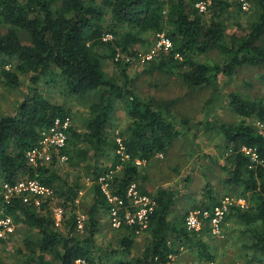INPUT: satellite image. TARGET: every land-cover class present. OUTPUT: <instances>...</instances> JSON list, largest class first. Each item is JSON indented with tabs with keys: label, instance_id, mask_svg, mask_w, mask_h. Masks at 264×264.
<instances>
[{
	"label": "trees",
	"instance_id": "trees-1",
	"mask_svg": "<svg viewBox=\"0 0 264 264\" xmlns=\"http://www.w3.org/2000/svg\"><path fill=\"white\" fill-rule=\"evenodd\" d=\"M255 3L257 12L245 28L246 33L228 34L229 18L224 15L233 6L228 0H0V85L18 87L20 74L33 73V82L43 76H48L49 82L60 80L70 94L79 98L99 91L100 98L91 104L84 130L71 126L69 132L73 145L83 141L94 155L113 159L112 167L106 170L113 177L111 195L123 199L130 210H136L128 196L133 184L141 195L153 197L155 205L147 212L151 241L142 256L134 259L136 264H170L187 242L189 247H196L199 260L215 261L216 256L204 239L205 233L211 231L209 223L215 206L220 204L212 189L207 195L211 203L202 208L208 209L211 217H200L201 225L202 218L205 219L201 229H189L187 218L191 212L187 211L180 221L171 220L174 192L160 188L150 193L144 187L147 176L140 171L139 162H149L155 155L167 152L192 126L222 135L229 151L224 183L240 188L239 196L247 201L245 207L232 203L224 220L235 219L246 226L253 239L250 248L260 254L264 264V131L258 126L264 127V98L231 92L229 106L239 120L226 122L209 117L193 123L174 114L172 101L144 98L127 84L116 83L103 68L106 61H113L126 76L132 60L139 57L135 45L143 42L148 33L165 34L173 47L159 63L154 57L146 59L154 70L178 72L191 86L215 85L218 90L220 75L232 78L244 66H258L262 68L260 82L264 87V0ZM198 4L205 5V9ZM238 8L242 9L241 4ZM17 29L29 33V43L22 42ZM211 51L221 53L223 62L196 59ZM115 99L124 103L130 122L111 136L107 126ZM69 116L67 108L52 103L38 90L22 101L15 113H0V220L10 217L17 224L39 230L38 240L27 242L36 256L31 259L34 264H103L95 256L96 235L100 210L112 206L102 186L110 184V179L94 185L83 235L78 233V216L74 211L66 222L69 230L64 233L49 213H43L47 212L44 203L38 208L25 203L22 197L5 199L4 184H14L22 177L54 187L57 174L41 159L30 163L28 152L40 147L44 129L56 119ZM70 142L69 135L60 154L72 161ZM90 150L78 152L81 160L89 156ZM119 167L122 173L118 174ZM77 194L78 190L70 187L62 196L66 195V202L74 204ZM195 209L197 206L192 210ZM122 226V253L131 256L138 225Z\"/></svg>",
	"mask_w": 264,
	"mask_h": 264
},
{
	"label": "rangeland",
	"instance_id": "rangeland-1",
	"mask_svg": "<svg viewBox=\"0 0 264 264\" xmlns=\"http://www.w3.org/2000/svg\"><path fill=\"white\" fill-rule=\"evenodd\" d=\"M240 1L231 0L233 6L224 15L229 18L227 20L228 34H245V28L248 27L257 12L255 0H246L249 5L247 9L242 6ZM239 4L242 6L241 10L238 8ZM210 16L211 13H208L207 18L209 19ZM17 32L23 43L30 42V35L26 30L17 29ZM144 39L143 42L135 45L139 50V57L132 60L126 76L122 73V68L110 60L104 63V71L116 83L127 84L129 88L144 98L153 96L158 100L172 101L174 114L178 118H188L193 123L209 117L235 122L240 117L234 115L230 109L228 96L231 92L240 91L253 98H264V87L260 82L262 68L258 66H244L232 78L220 75L218 90L215 89V85L194 87L186 83L178 72L170 74L154 70L152 64L146 59L147 55L158 49L157 35L148 33ZM167 52L169 51L164 49L157 50L153 60L159 63L161 58L167 55ZM196 59L200 62L222 63L224 56L218 51H211L197 56ZM126 60L129 61V59ZM32 76L33 73L20 74L18 87L0 85V113L2 115L15 113L20 103L31 97L35 90H38L52 103L67 108L70 113L71 126L83 131L86 118L91 112V104L100 98L99 91L89 92L86 97L79 98L70 94L60 80L49 82L48 76H43L33 82ZM248 121H253V119H248ZM129 122L124 103L120 99H115V109L107 126V133L111 136L119 133L128 126ZM258 126L264 131L261 124ZM70 140L68 149L72 152V161L68 158L63 159L60 154L61 150L56 148L48 150L47 155L41 159L57 174L54 179V187L44 201L47 212L43 213H49L55 219L58 230L67 233L69 225L66 222L74 211L78 216V233L83 235L84 225L87 223V213L93 203L95 183H102L105 179L106 181L110 179V184L106 182L102 186L107 188L111 194L113 177L110 175L111 173L107 174L106 170L112 167L113 159L102 154L94 155V151L90 150L89 145L83 141H76V145H73L71 133ZM82 149L90 150V154L85 160H81V156L78 154ZM228 155L229 151L219 132H205L203 129L192 126L174 141L167 152L155 155L149 162L139 163L140 171L147 176L144 187L152 194L160 188L174 192L175 203L169 215L173 221H180L187 211L203 210V207L209 205L211 203L207 196L209 189H212L213 196L220 203L230 197L234 204L239 205L238 201L244 199L239 196L242 195L241 189L224 183L226 177L224 166L229 165ZM101 171L104 173L101 174ZM116 171L118 174L122 173V168L119 167ZM100 174L101 177L98 178ZM70 187H75L78 190L74 204L66 202V195L62 196ZM135 189H137V185H135ZM136 191V197L130 196L132 204L138 208L137 211L131 212V216L135 217L134 222L127 218L130 213H127V207L123 202L109 200L111 208L100 210L98 215L99 231L96 235L98 250L95 251V256L103 264H136L134 259L142 256L151 241V233L148 229L150 219H147L146 226H144L138 215L145 207L154 206L155 201L153 197L141 195L139 190ZM137 196H141L140 199H137ZM245 202L247 203L246 200ZM230 205L228 204V211ZM195 206L197 209L192 210ZM114 209L117 211V219L120 224H116L114 220ZM202 220L205 222L204 218ZM204 222L199 229L202 228ZM123 223L131 226L138 225V235L135 237L131 256L122 253L121 240L125 232V229L122 228ZM14 224V234L0 242V264H30L31 259L36 256L32 254L27 242H36L40 237V232L26 224L15 222ZM209 225L211 231L205 233L204 239L216 256L215 261L199 260L195 252L196 247H189L187 242L170 264H262L260 254L250 248L253 239L245 225L236 222L235 219L223 220L220 233L214 232L210 223ZM48 257L50 258V255ZM31 264L34 263L31 262Z\"/></svg>",
	"mask_w": 264,
	"mask_h": 264
},
{
	"label": "built area",
	"instance_id": "built-area-1",
	"mask_svg": "<svg viewBox=\"0 0 264 264\" xmlns=\"http://www.w3.org/2000/svg\"><path fill=\"white\" fill-rule=\"evenodd\" d=\"M231 1V0H228ZM240 3L244 8H248V2L246 0H241ZM202 9H205V5L203 4H198ZM158 43L157 47L158 49H155L147 55V58H152L155 54L156 51L159 49H164L166 51H170L172 49L173 44L172 41L165 36V34H158ZM120 56H117V60ZM70 117H66L64 120L61 118L56 119L55 123L50 126L47 129H44L42 132L43 138L41 140V145L39 148H35L32 151L28 152V157H29V162L30 163H36L38 159H42L45 155H47L48 150H51L52 148L56 149H62L64 148L69 141V135H70ZM48 157V156H47ZM63 159L68 158L67 156H62ZM140 163V162H139ZM4 193H5V199L7 201L10 200V198L18 196L22 197L23 201L28 204H33L36 207L40 208L42 207L45 199L49 196L51 193L52 188L45 186L42 184L38 179H30V178H21L17 180L14 184L10 183H5L4 186ZM105 193L108 195V199L113 202V200L118 201V202H123L124 205L125 202L123 199L118 198L117 196H112L110 192L107 190V188H103ZM136 189L135 185L133 184L132 187L129 189L128 194L129 196L136 197ZM141 196H137V199H140ZM145 199L147 198L146 196L144 197ZM234 203L233 199L230 197H227L223 203H220L215 206V212L213 217L210 216V211L208 209L205 210H197L193 211L190 213V215L187 218V226L189 229H199L201 226V221L200 217H211L210 224L213 228V231L216 233L221 232V226H222V221L224 220V216L226 211L228 210V204ZM238 204L242 207L246 206V202L244 199H240L238 201ZM127 207V205H126ZM136 208V207H135ZM152 206L145 207V209L142 210V212H139V218L142 219V224L146 226L147 223V212L149 210H152ZM138 208H136L137 211ZM127 213H130L127 218L129 220H132L133 222L135 221V217L131 216L132 210H130L129 207H127ZM113 213L115 215V222L116 224H120V221L117 219V211L116 209L113 210ZM15 232V224L13 220L10 217H6L0 220V242L3 240H7L9 237H11ZM80 262V260H79ZM83 264H85L83 262Z\"/></svg>",
	"mask_w": 264,
	"mask_h": 264
}]
</instances>
